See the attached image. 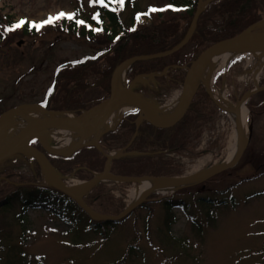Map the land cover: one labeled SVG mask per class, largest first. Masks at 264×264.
Wrapping results in <instances>:
<instances>
[{
	"label": "rangeland",
	"instance_id": "rangeland-1",
	"mask_svg": "<svg viewBox=\"0 0 264 264\" xmlns=\"http://www.w3.org/2000/svg\"><path fill=\"white\" fill-rule=\"evenodd\" d=\"M95 1L0 0V32L9 27V23L15 24L21 19L41 23L60 12L73 14L78 10L80 18L85 21L93 12ZM131 1L134 7L127 1L120 12L121 22L125 26H129L135 11L140 16L149 8H164L168 4L167 0ZM260 12V16H264V11ZM142 20L149 24L147 19ZM26 24L30 26V23ZM47 25L40 28L35 36L16 35L8 44L0 46V116L26 105L79 116L100 104L88 110H54L72 103L99 102L109 96L99 86L86 91L77 100H73L74 95L70 98L62 95V89H69L75 82L66 83L62 78L55 82L59 68L85 56H93L102 46L98 45L99 41L95 44L92 40L46 31ZM255 30L264 33V22ZM195 47L194 43L187 45L172 58L173 68L182 66L181 70L166 73L168 70L165 67L162 72L166 74L163 84L153 81L154 77L151 76L137 77L132 81L125 76V88L132 82V91L140 99L154 107L166 105L175 94L181 93L180 72L184 77L188 63L192 61L191 53L198 49V46ZM259 63L255 55L241 54L213 74L210 91L203 85L199 86L208 94L222 91L228 101L236 105L247 92L255 90L253 75ZM261 81L264 84V66L259 74V91L251 96L250 104L246 102L250 112L248 144L232 169L185 190L178 189L171 194L152 193L120 219L112 212L121 206L123 213L131 205L129 191L136 188L138 183L102 181L82 196L91 213L116 218V223L104 225L101 233L94 230L96 226L92 225L88 214L80 209L75 208L73 212L60 215L45 205L24 211L19 206H1L0 264H264V169L256 168L257 164H264V111L258 108L264 106ZM210 97L219 109L213 120L203 126L190 145L178 153L156 152L148 148L145 153L154 159L166 161L167 165L157 177L144 178L187 176V170L199 157L210 154L217 158L223 154L233 132L232 122L211 93ZM111 141L108 131L99 140L100 151L109 156L118 153L121 158L143 156L137 152L126 153L125 147L121 148L118 143L109 145ZM33 142L35 140L29 145L33 146ZM26 154L28 156L20 154L0 165V188L3 192H11L22 184L50 188L54 176L67 186L72 184L70 180L80 183L88 181L77 168L66 170L57 166L58 169H55L48 159L51 155L45 154L55 169L54 176L46 171L52 176L47 181L44 171ZM105 161L102 158L99 165L105 166ZM86 170L90 169H83V173L89 174ZM99 173L91 172L92 176ZM200 198L221 200L223 203L207 205L199 203ZM165 200H181L186 209L175 207L168 214L163 207Z\"/></svg>",
	"mask_w": 264,
	"mask_h": 264
},
{
	"label": "trees",
	"instance_id": "trees-1",
	"mask_svg": "<svg viewBox=\"0 0 264 264\" xmlns=\"http://www.w3.org/2000/svg\"><path fill=\"white\" fill-rule=\"evenodd\" d=\"M127 1H130L131 7H134V2L131 0H124L123 6L118 3V0H105L106 7L97 0L93 2L94 10L87 20L83 21L77 10L73 12V19L61 18L46 26V31L64 33L75 36L78 39L92 40L95 44L99 41L98 45L102 46L98 48L93 56H85L73 64L59 68L55 76V82L59 78H62L66 83L75 82L72 83L69 89H62L63 96H67V98L75 96L73 100H77L80 95L88 90H94V87L97 89L98 86L106 94H109L110 77L120 64L134 57L148 56L171 50L185 37L196 11L198 0H167L168 4L164 8H157L165 9L164 11L150 12L149 8L148 12L140 15L139 22L136 20L139 12L135 11L130 19L129 26H125L121 22L120 12L127 5ZM260 10L264 11V0L211 1L200 13L196 29L185 46L176 53L162 59L133 63L126 72L127 78L132 81L138 76L162 73L165 67V70H168L166 73H174L181 70L182 66L173 68L172 58L187 45L194 43L195 49L198 46V49L195 50L196 53H191L192 61H194L212 44L233 38L249 27L261 23L264 20V16H260ZM97 13L99 14L98 17ZM145 13L148 14L145 15ZM142 19H147L149 24H145ZM77 20L83 21V23L77 24ZM13 24L9 23L8 26ZM38 32L39 30L27 24L11 32L2 31L0 32V46L8 44L16 35L35 36ZM99 63L101 65L98 66ZM190 63H188V66H190ZM180 74V81L183 83L182 71ZM165 76L166 74L154 76L153 81L157 83L161 81L163 84ZM261 84L264 86L263 81H261ZM107 98L99 102H89L88 104L76 105L72 103L75 106L69 104L71 106L57 107L58 109L54 111L74 108V110H88L94 105L102 103ZM247 104H250L249 100ZM258 108L260 111H264V106L260 105ZM218 110L206 90L199 86L186 113L171 128L156 129L146 122L136 126L137 111L125 113L115 129L109 131L112 140L109 145L118 143L121 148L125 147L126 153L137 152L142 153L143 156L139 158L120 157L113 160L109 171L110 174L130 178L157 177L160 175L159 171L163 170L167 163L159 158L154 159L152 155L145 153L147 149H155L156 152L178 153L190 145L191 140L197 137L203 126L213 120L214 114ZM102 158L105 161L103 152L96 150L93 146L82 147L69 157L48 156L55 169L57 166H60V169L66 168V170H70L73 167L88 168L94 172L103 170L104 164L102 166L99 165ZM256 168L264 169V164H257ZM82 173L83 171H79V174L86 180L93 178L92 174ZM28 186L31 185L22 184L20 187H14L11 192H3L0 188V207L19 206L24 211L26 208L45 205L51 207L52 211L60 215L64 212H73L75 208L82 210L73 200L52 188ZM182 189L185 190L186 188ZM255 195L261 194H253L252 196ZM198 201L202 202L200 199ZM209 202L208 200L204 201L207 205L210 204ZM222 203L223 201L220 200L218 205ZM211 204L213 205L212 201ZM163 207L168 214L175 207L186 209L184 202L181 200H165L163 201ZM104 211L109 212L105 209ZM112 213H115L113 216L121 214V206ZM88 217L93 223L92 225L96 226L94 230L100 233L104 225L116 223V221L109 219L94 221L90 216Z\"/></svg>",
	"mask_w": 264,
	"mask_h": 264
},
{
	"label": "water",
	"instance_id": "water-1",
	"mask_svg": "<svg viewBox=\"0 0 264 264\" xmlns=\"http://www.w3.org/2000/svg\"><path fill=\"white\" fill-rule=\"evenodd\" d=\"M211 1H213V0H204V1L198 0L196 11L193 15L192 21L190 23V26L188 28V31H187L185 37L183 38V40L179 44H177L171 50H168L165 52H160L157 54L148 55V56H139V57L131 58V59L123 62L122 64H120L113 71V73L110 77V83H109V96L104 102H102L100 104V106H102L101 117L95 125L88 126L85 123H81V122H78L76 120H62L59 118L52 117V114H54L55 112L47 111L46 109L41 107V110L44 111L45 113L49 114V116L38 117V118H35V119L27 122L22 127V129L19 131L18 135L16 136L15 143L13 144V146L10 149H8L6 152L0 154V165L4 164L5 162H7L11 159H13L17 155L24 154L26 152L37 163V165L41 171H44V172L49 171L54 176L55 175V169L50 164L45 153L50 154V155L68 157V156H71L75 151H77L78 149H80L84 146H94L98 151H100V148L98 146H99V140H100L101 136H103L108 131L113 130V128L110 130H106V131H102V130H103L104 126L106 125L107 121L109 120V118L111 117V115L117 109L118 97L120 95H124V94L129 96L135 102L136 107H137L136 109L139 111V115H138L137 120L135 122V124L137 126H139L142 122H146L147 124H149L150 126H152L153 128H156V129H168V128L175 126L181 120V118L184 116V114L186 113L187 109L189 108L190 102L193 98V95L199 86V85H196V86L193 85V78H194L195 74L197 73L198 69L200 68V66L205 61H207L209 58L216 55L217 53L223 51L224 49L228 48L229 46H231V45H233L239 41H242V40H253V41L260 42L264 45V33L259 32L258 30H255V28L258 27L259 24L264 22V20L261 23H258L256 25L249 27L247 30L243 31L242 33H240L239 35H237L233 38L226 39V40L212 44L207 49H205L194 61H192L190 63V66L186 69V73H185V76L183 79V84L181 87V94H180L181 106L179 107L175 116L172 117L171 119L167 120V121L158 122L148 114V112H147V110L143 104V100L140 99L132 91V82H130L128 84L127 88L117 89V88H115V78H116L117 72L119 70L124 68L125 71H127L128 68L135 62H145V61L158 60V59L168 57V56L176 53L177 51H179L190 40L191 36L193 35V33L196 29V25H197V21H198V17L200 15V13L206 8V6ZM159 75H161V74H153L150 76L154 77V76H159ZM140 77H144V76H140ZM140 77H138V78H140ZM145 77H147V76H145ZM258 89L259 88L256 87L255 90H251V91L247 92L245 94V97H244L245 102H247V100L254 93L259 91ZM15 110L16 109L5 112L4 114H2L0 116V119L6 117L10 112L15 111ZM40 123H47L49 125L58 127L60 129H62L63 131L68 132L70 134H73L74 136H77V137L95 138V142L92 144L80 145V146L76 147L75 149H73L69 154H66V155L54 153L45 146L44 142L41 140V138L39 136L32 133L33 129ZM235 123H236V139L241 146H240L236 156L234 157V159L232 161H230L227 164L221 165V166L208 167L204 170H201V171H199L195 174L189 175V176H181V177H174V178H168V179L162 178L164 181V182H161L162 185L182 184L181 188L190 187V186L199 184L201 182H204L205 180H207V179H209L215 175H218L222 172H225L227 170L232 169L240 160L242 153L248 144V140L245 143H242L243 142V135H244L243 134V127H242L240 119L238 117H236ZM33 139L37 140L42 151H40L37 148L29 145L31 140H33ZM103 155H104L106 161H105V166H104L102 172L97 174V175H94L91 180L83 182V184H81L80 190L78 192H73L69 188L64 187L62 185V183L59 180H57L55 177H53V180L49 184L50 188H52L53 190H55V191L59 192L60 194L70 198L71 200H73L83 211H85L88 214V216H90V218H92L94 220L96 218H94L92 216V213L85 206V204L82 200V196H83V193L87 192L88 190H90L91 188L96 186L97 184L101 183L106 175H109L113 179H116L117 181H120L122 183H129V184L138 183L140 180H143V179H159V178H144V177L130 178V177L113 176L109 173L112 160L120 157L121 155L120 156L118 155L116 157L115 156H109V155L104 154V153H103ZM201 177H204V178L200 182L193 184V185L187 184L189 181L197 179V178H201ZM152 193H154V192H147L145 198ZM142 201H144V198L141 199L140 201H137L134 204H131L123 213L118 215V219L125 217L127 213H129L132 209H134ZM106 219L115 220L116 218L104 216L101 219L99 218L98 220H106Z\"/></svg>",
	"mask_w": 264,
	"mask_h": 264
},
{
	"label": "bare ground",
	"instance_id": "bare-ground-1",
	"mask_svg": "<svg viewBox=\"0 0 264 264\" xmlns=\"http://www.w3.org/2000/svg\"><path fill=\"white\" fill-rule=\"evenodd\" d=\"M208 6V5H207ZM206 6V7H207ZM251 53L255 55L260 63L259 67L255 70L253 75V82L255 86L258 87V79L261 68L264 66V45L260 42L253 40H242L239 41L223 51L217 53L213 57L205 61L193 78V85H203L207 90L210 91L209 87L212 85V76L213 74L227 65V63L241 54ZM126 71L124 68L117 72L115 78V88L121 89L126 86ZM264 88V87H263ZM211 93L214 101L222 107L228 114L232 122V133L230 142L226 150L217 158H213L210 154L203 155L199 157L194 164H192L187 170V176L195 174L201 170H204L207 166L216 167L229 163L236 156L240 144L236 139V123L235 119L238 117L240 119L241 125L243 127V142L247 141V131L249 130L248 126V117L250 112L246 108L245 98L240 101L238 104L234 105L226 98L225 94L222 91ZM181 93L175 94L172 100L164 106L154 107L151 106L149 102L143 100V104L148 112V114L158 122H164L175 116L179 107L181 106ZM251 98V97H250ZM249 98V99H250ZM135 102L127 95H120L117 99V109L111 115L106 125L102 131L110 130L116 126L120 118L124 113L128 111L135 110ZM102 106H98L91 111L84 112L79 116H76L74 113L70 112H55L52 114V117L59 118L62 120H76L81 123H85L88 126L95 125L101 117ZM49 116L41 110V107L37 105H26L17 108L15 111L10 112L6 117L0 119V154L6 152L10 149L15 143L16 136L22 127L29 122L38 117ZM33 134L39 136L44 142L45 146L54 153L57 154H69L73 149L80 145L92 144L95 142V138H81L74 136L68 132L63 131L62 129L49 125L47 123L38 124L32 131ZM25 155L28 156L25 152ZM118 153H114L111 156H118ZM44 177L47 181L52 177L50 173L44 172ZM55 177V176H54ZM57 179V176L55 177ZM204 177L197 178L189 181L187 184L193 185L200 182ZM72 184L67 186L62 184L64 187L69 188L73 192H78L82 183L70 180ZM69 181V182H70ZM103 181L117 182L116 179L111 178L109 175H106ZM161 182H164L162 178L159 179H143L140 180L137 184V187L129 191V198L131 199V204L140 201L145 198L147 192H154L159 194H171L181 188L182 184L176 185H162ZM197 185V184H196ZM199 200V199H198ZM204 203L207 198H200ZM199 202V201H198ZM200 203V202H199ZM218 204L220 203L217 202ZM216 206V205H214ZM92 216L95 218H102L101 215L97 213H92Z\"/></svg>",
	"mask_w": 264,
	"mask_h": 264
},
{
	"label": "snow or ice",
	"instance_id": "snow-or-ice-1",
	"mask_svg": "<svg viewBox=\"0 0 264 264\" xmlns=\"http://www.w3.org/2000/svg\"><path fill=\"white\" fill-rule=\"evenodd\" d=\"M98 2L101 5H104L105 7L107 6V5H105V0H98ZM118 3L121 6H123L124 0H118ZM164 10L165 9L150 8L149 11L150 12H156V11H164ZM174 10H179V9H174ZM147 14L148 13H145V15H147ZM96 15H97V17L99 16L98 13ZM73 16H74V14H66L64 12H60L59 14H57L55 16H49L47 20H45V21H43L41 23L28 22L25 19H21L17 23H15V24H13V25H11L9 27H6L4 29V31L5 32H11V31H13L15 29H18V28L22 27L26 23H30V27L35 28L36 30H39L40 28H42L46 24H53L55 21L60 20L61 18H65V17H67V19H73ZM136 20L139 22L140 21V16H137ZM76 22H77V24H82L83 23V21H79V20H77ZM132 30H134V29H132ZM97 31H99V29H97Z\"/></svg>",
	"mask_w": 264,
	"mask_h": 264
},
{
	"label": "flooded vegetation",
	"instance_id": "flooded-vegetation-1",
	"mask_svg": "<svg viewBox=\"0 0 264 264\" xmlns=\"http://www.w3.org/2000/svg\"><path fill=\"white\" fill-rule=\"evenodd\" d=\"M32 142V141H31ZM33 147H35V148H37L38 150H40V151H42V149H41V147H40V145L38 144V142H37V140H35V142H33ZM46 155H48V154H46ZM83 169H86V168H77V171H83ZM86 171H88L89 172V174H91V170H86ZM28 187H30V186H28ZM84 198V197H83ZM209 205H212L211 204V201L213 202V205H215L216 203H217V200L216 199H214V200H211V199H209Z\"/></svg>",
	"mask_w": 264,
	"mask_h": 264
},
{
	"label": "built area",
	"instance_id": "built-area-1",
	"mask_svg": "<svg viewBox=\"0 0 264 264\" xmlns=\"http://www.w3.org/2000/svg\"><path fill=\"white\" fill-rule=\"evenodd\" d=\"M63 180V179H62ZM66 183V182H65Z\"/></svg>",
	"mask_w": 264,
	"mask_h": 264
}]
</instances>
